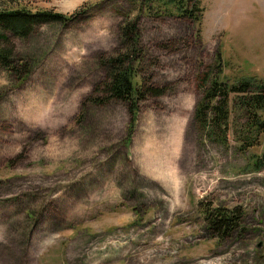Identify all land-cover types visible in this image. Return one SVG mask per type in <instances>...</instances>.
<instances>
[{
    "label": "rangeland",
    "instance_id": "rangeland-1",
    "mask_svg": "<svg viewBox=\"0 0 264 264\" xmlns=\"http://www.w3.org/2000/svg\"><path fill=\"white\" fill-rule=\"evenodd\" d=\"M202 3L199 24L137 17L127 0H0L84 12L0 42L16 68L0 64V264H264V169L252 168L264 134L240 150L232 100L227 146L195 120L218 54L227 77L264 82V0ZM127 18H139V77L164 91L134 118L102 93ZM217 210L236 218L224 237L206 228Z\"/></svg>",
    "mask_w": 264,
    "mask_h": 264
},
{
    "label": "trees",
    "instance_id": "trees-1",
    "mask_svg": "<svg viewBox=\"0 0 264 264\" xmlns=\"http://www.w3.org/2000/svg\"><path fill=\"white\" fill-rule=\"evenodd\" d=\"M127 1L137 7V17L181 18L200 24L205 12L202 0ZM83 15L84 12L67 17L53 11L0 10V42L7 41L5 33L24 39L32 34L37 26L51 23L67 25ZM120 39L121 49L115 55L103 59L108 75L102 93L111 100L127 103L134 118L141 100L147 96H161L164 91L152 86L147 87L146 81L138 75V66L141 68L144 59L141 52L139 18L126 19L120 30ZM11 54L0 48V64L5 65L7 70L13 73L16 72V68L10 62ZM224 67L222 57L218 54L214 66L201 79L202 97L195 109V120L215 141L227 146L232 100L237 110L243 112L245 116V123L237 125L235 132L240 150L246 152L258 146L264 134V82L252 75L233 80L224 74ZM252 160L255 172L264 169V153L261 156H253ZM146 171L150 174L148 170ZM205 224L207 230L220 237H224L237 226L235 215L221 210L206 211Z\"/></svg>",
    "mask_w": 264,
    "mask_h": 264
}]
</instances>
